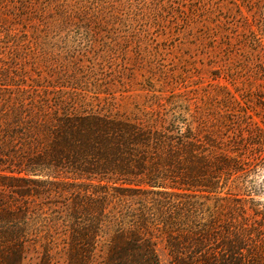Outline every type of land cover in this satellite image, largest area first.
<instances>
[{"label":"trees","instance_id":"obj_1","mask_svg":"<svg viewBox=\"0 0 264 264\" xmlns=\"http://www.w3.org/2000/svg\"><path fill=\"white\" fill-rule=\"evenodd\" d=\"M32 89L0 109L18 175L6 183L0 264H22L29 250L42 251V264L62 254L65 264H161L159 239L172 264H264V215L233 193L243 188L244 143L257 138L240 129L228 140L229 124L176 103L162 109L158 96L123 117L94 111L77 90ZM53 192L70 198L65 211L45 216L28 202Z\"/></svg>","mask_w":264,"mask_h":264},{"label":"rangeland","instance_id":"obj_2","mask_svg":"<svg viewBox=\"0 0 264 264\" xmlns=\"http://www.w3.org/2000/svg\"><path fill=\"white\" fill-rule=\"evenodd\" d=\"M23 88L77 90L94 111L123 117L158 96L162 109L176 103L229 124L228 140L242 129L262 145L244 143L243 188L233 193L264 215V0H0L1 113ZM6 154L0 134V214L7 179L18 176ZM50 195L28 202L45 216L69 206ZM156 251L172 264L165 241ZM41 256L29 250L22 264ZM65 263L62 254L55 264Z\"/></svg>","mask_w":264,"mask_h":264}]
</instances>
